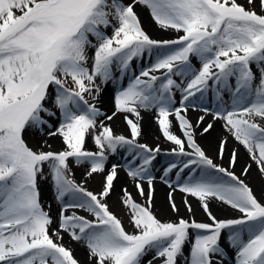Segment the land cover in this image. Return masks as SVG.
<instances>
[{
  "label": "snow or ice",
  "instance_id": "6c2138e0",
  "mask_svg": "<svg viewBox=\"0 0 264 264\" xmlns=\"http://www.w3.org/2000/svg\"><path fill=\"white\" fill-rule=\"evenodd\" d=\"M139 7L175 38H152ZM145 58L137 73L134 61ZM109 84L111 114L98 106ZM141 109L174 145L167 154L177 159L161 179L171 188L175 176L210 223L165 222L153 212V162L162 150L139 142ZM189 109L204 112L196 125ZM118 114L127 136L107 123ZM208 115L224 122L264 175V0H0V264H81L64 234L86 249V264H264V201L242 178L251 165L238 175L236 150L227 168L206 154L195 128ZM213 128L207 123L201 134ZM55 138L59 149L49 143ZM227 143H219L220 159ZM118 152L146 198L141 204L122 189L132 232L108 203L121 167L109 165V155ZM73 165L84 166L83 182ZM95 174L102 182L92 191L84 185ZM41 182L60 203L55 220L41 202ZM169 202L179 213L171 193ZM212 202L240 215L218 219Z\"/></svg>",
  "mask_w": 264,
  "mask_h": 264
},
{
  "label": "bare ground",
  "instance_id": "6f19581e",
  "mask_svg": "<svg viewBox=\"0 0 264 264\" xmlns=\"http://www.w3.org/2000/svg\"><path fill=\"white\" fill-rule=\"evenodd\" d=\"M140 9L142 12L143 20L146 24V28L148 29L149 33H152L154 36L157 37H169V38H171V36L177 35L172 30L165 31L160 29L151 19L148 10L142 7H140ZM149 63L150 61L147 58L143 60H137L135 62V71L138 73L142 67H147ZM131 75L132 74L129 73L128 77L130 78ZM128 81H129L128 79L127 80L124 79L122 82V86L126 87ZM114 95H115V86L109 84L106 88V94L102 96L101 103L98 105L103 111L108 112V114H111V112L114 111ZM209 106L212 107L213 105H209ZM140 111H141L142 119L139 121L141 126V136L138 138L139 141L141 140L146 143H150L153 147L159 145L161 149H171L172 147H174V145L171 142L167 141L163 137L153 113L149 111H144L143 109H141ZM203 115L204 112L198 110H192V109H189L187 113V117L193 123V125H196L198 118ZM132 118L134 119V117ZM107 123H109L115 130L117 129V131L121 133H130V129L126 124L122 114H118L112 121H108ZM207 123H213L214 128L207 134H201L202 128ZM223 125L224 122L222 120L213 121L211 115L206 116L204 124L195 128L197 142L202 146V148L206 151V153L209 156L214 158L216 163L226 168L229 167V163H228L229 155L233 150H236L238 159H237V164L233 170L239 171L241 173L242 169L248 165V161L246 159L247 157L244 154V148L231 136L229 132L226 131ZM172 131L178 136L181 135L180 129L178 128V126H176L175 120H173ZM222 138H227L228 143L226 145V152L224 158L220 159L219 156L217 155V151H218L219 143ZM29 142H33L34 144H37V138H29ZM49 143H51L53 147L62 146L59 138L51 139ZM117 158H118V154L114 156L109 155L110 161H113L121 165V167L118 168L116 185L119 188L120 192L122 189L126 188L131 194H134L136 192V187H135L136 181L127 175V172L123 167L124 159L122 158V155L118 159ZM168 158H169L168 155L158 154L156 160L153 162L154 168L152 170V174L155 176L152 186L154 189L153 193L156 195L159 192V199L157 202L155 200L154 207L158 209L160 214H164V213L168 214L167 212L172 211L169 202V193H171L175 203L179 207V213L175 212L174 214L176 215L188 214L189 217H195V215H198L200 217L207 216L203 212L196 198L187 196L185 193L179 191V187L176 184L175 176L169 177V181L173 185V187L171 188L169 187L168 183H165L164 180L161 179L162 176L161 170L169 163L167 162ZM249 176H251V174ZM94 179L95 180L100 179V181H102V175H99L97 177L95 176ZM262 181H263L262 183L264 184V175ZM141 183L145 191H147L148 185L146 179L144 181H141ZM40 187H41L42 202L49 209L51 216L55 220L59 216L60 203L55 199V193L50 183L41 182ZM181 197L183 200L181 199ZM185 198H187L189 203L192 205L193 212L191 213H189L186 210V206L183 203ZM111 202H112L111 204L112 208L115 209L118 213L124 212L123 207L120 205V202L118 201L117 192L113 191ZM48 206H50V208ZM211 210L214 215L220 217L235 216L239 214L238 212L228 208L227 206L220 205L219 202H212ZM79 214L87 215V213H84L82 211H79ZM64 240L68 244H70V246L74 247L75 250H77V252L81 255L80 258L82 262L86 264L87 254H86V249L83 247V245L78 242L72 241L67 234H64ZM228 251L231 255L232 249H228Z\"/></svg>",
  "mask_w": 264,
  "mask_h": 264
},
{
  "label": "rangeland",
  "instance_id": "374dc122",
  "mask_svg": "<svg viewBox=\"0 0 264 264\" xmlns=\"http://www.w3.org/2000/svg\"><path fill=\"white\" fill-rule=\"evenodd\" d=\"M241 3L244 2V0H240ZM138 13H139V16H140V19H141V23H142V26L144 27V29L148 32V34L154 38V39H169V37H157V36H154L152 33H149L148 29L146 28V24L143 20V17H142V12H141V9L140 7L137 9ZM176 36V35H175ZM175 36H171V38H175ZM136 61H134V64H135ZM126 79L129 80V77H126ZM113 128V127H112ZM113 130L117 133V134H124V135H129V133H121L119 131H117V129L115 130L113 128ZM29 142V141H28ZM140 143H146L144 141H139ZM30 146L32 147H36L37 144H34L33 142H29ZM148 144L149 146L153 147L150 143H146ZM62 146H56V147H53L54 149H59L61 148ZM86 147L90 150H95V146L91 140V138L88 139L87 143H86ZM244 148V147H243ZM162 151L160 152V154H164V155H168L167 153L169 152L170 149H161ZM207 154V153H206ZM244 154L245 156L247 157V161H248V165H251V168H250V174L251 176L247 175V176H243L242 178L245 180L246 183H248L253 189H254V192L255 194L258 196V198H260L262 201H264V184L262 183L263 181V175H261V173L259 172L258 170V167L256 165V163L254 161H252L249 157V154L247 153V151L245 150L244 148ZM208 155V154H207ZM121 156V154H119L118 152V158ZM169 158L167 159V162H170L172 160H176L177 158L175 156H170L168 155ZM209 156V155H208ZM211 157V156H209ZM117 158V159H118ZM212 158V157H211ZM214 159V158H213ZM113 160V159H111ZM215 161V160H214ZM112 163H115L113 161H110L109 159V165L112 164ZM84 171H85V168L84 166H75L73 165V173H74V178L77 180V182H83L84 180ZM238 175L240 174L239 171H235ZM99 175H103V174H95L94 177L96 176H99ZM94 177H91V178H87V183L84 185L85 187H87L89 190H92V191H96L100 188V185H101V182L100 179L98 180H95ZM96 181V182H95ZM116 185V180L114 181V188H113V191L114 192H117V196H118V201L120 202V197L122 195V190L121 192L119 191V188L115 187ZM119 192V193H118ZM133 198L141 203V204H145L146 203V198L145 197H141L139 194H138V191H137V188H136V192L134 194H132ZM111 197H112V194L110 195V197L108 198V203L112 204L111 202ZM159 199V192L158 194H154L153 193V212L157 215V217L159 219H161L162 221H175L177 220L179 217H183V218H186V219H194L196 222H205V223H210V221L208 220V217L205 216V217H200L198 215H195V217H189L188 214H174L175 212L173 211H169L167 212L168 214L164 213V214H160V212L158 211V209H156L154 207V202L156 200V202L158 201ZM182 199V197H181ZM183 200V199H182ZM41 202H42V197H41ZM43 204V202H42ZM121 205V203H120ZM45 206V205H44ZM122 206V205H121ZM112 207V206H111ZM123 207V206H122ZM45 208L47 210H49L46 206ZM112 210L117 214V216L122 220L125 228L127 231L129 232H132L133 231V228H132V225L129 223V214H128V210L125 209L123 207V213H118L115 209L112 208ZM240 214L238 215H235V216H239ZM235 216H217L218 219H222V218H232V217H235ZM193 233L195 232V230H191ZM64 244L66 246H69L73 252H74V255L76 256L77 259H79L81 261V264H85L82 262L81 260V255L77 252V250L74 249V247L70 246V244H68L65 240L63 241Z\"/></svg>",
  "mask_w": 264,
  "mask_h": 264
}]
</instances>
